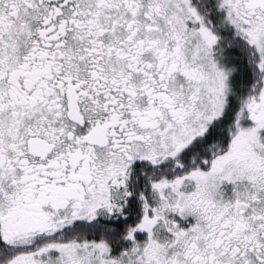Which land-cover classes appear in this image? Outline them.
<instances>
[{
	"label": "snow or ice",
	"instance_id": "1",
	"mask_svg": "<svg viewBox=\"0 0 264 264\" xmlns=\"http://www.w3.org/2000/svg\"><path fill=\"white\" fill-rule=\"evenodd\" d=\"M0 264H264V0H0Z\"/></svg>",
	"mask_w": 264,
	"mask_h": 264
}]
</instances>
